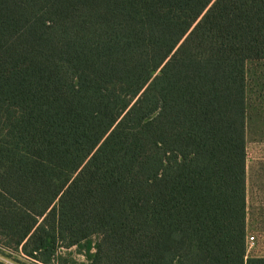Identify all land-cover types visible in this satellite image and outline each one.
<instances>
[{"label":"trees","instance_id":"16d2710c","mask_svg":"<svg viewBox=\"0 0 264 264\" xmlns=\"http://www.w3.org/2000/svg\"><path fill=\"white\" fill-rule=\"evenodd\" d=\"M250 61L264 0H0V253L264 264L245 247Z\"/></svg>","mask_w":264,"mask_h":264},{"label":"rangeland","instance_id":"374dc122","mask_svg":"<svg viewBox=\"0 0 264 264\" xmlns=\"http://www.w3.org/2000/svg\"><path fill=\"white\" fill-rule=\"evenodd\" d=\"M246 97V159L264 158V61H250L245 64ZM78 262H84L81 256L70 250ZM0 253L2 264H36L20 254L5 251ZM255 247L246 251L248 258H255Z\"/></svg>","mask_w":264,"mask_h":264},{"label":"crops","instance_id":"0c3cea01","mask_svg":"<svg viewBox=\"0 0 264 264\" xmlns=\"http://www.w3.org/2000/svg\"><path fill=\"white\" fill-rule=\"evenodd\" d=\"M245 231L256 239L255 258L264 259V158L246 159Z\"/></svg>","mask_w":264,"mask_h":264},{"label":"built area","instance_id":"2783aa9c","mask_svg":"<svg viewBox=\"0 0 264 264\" xmlns=\"http://www.w3.org/2000/svg\"><path fill=\"white\" fill-rule=\"evenodd\" d=\"M256 239L254 236H246L245 238V247L246 251L251 250L255 247Z\"/></svg>","mask_w":264,"mask_h":264}]
</instances>
